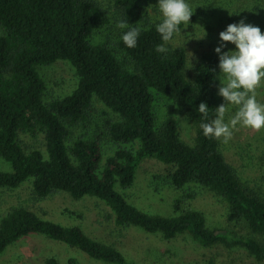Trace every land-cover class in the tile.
I'll list each match as a JSON object with an SVG mask.
<instances>
[{
  "label": "trees",
  "instance_id": "trees-1",
  "mask_svg": "<svg viewBox=\"0 0 264 264\" xmlns=\"http://www.w3.org/2000/svg\"><path fill=\"white\" fill-rule=\"evenodd\" d=\"M213 1L186 3L203 5L201 15L214 18L217 8L208 7ZM220 1L233 5L239 1L237 9L247 21L264 14V0ZM112 2L113 6L98 0H0V157L12 169L0 171V192L14 193L32 181V188L28 186L37 202L58 192L75 200L94 197L109 207L118 228H134L168 242L186 236L204 249L241 250L264 263V156L257 158L259 175L249 177L227 161L222 138H208L200 128L202 122L215 118V108L220 106L216 48L199 43L190 55L174 43L179 32L163 42L156 31L163 19L159 0ZM112 7L117 21L141 28L135 47L122 41L126 29L114 31L113 26L98 41ZM218 17L220 24L227 19ZM162 43L168 51L156 52ZM191 59L194 64L189 69ZM58 61L73 67L77 84L69 95L46 101V84L38 68ZM260 92L264 98V89ZM156 95L186 114L195 131L192 145L180 139L174 118L158 123ZM95 100L116 119L106 123L102 135L75 137L72 128L85 127ZM201 102L209 107L207 119L198 112ZM38 134L44 151L24 145L23 135L36 138ZM104 136L115 146L108 156L103 151ZM145 159L173 166L165 183L183 192L174 201L175 215L144 212L116 190V186L121 191L133 187ZM246 165L253 171L254 166ZM204 190L225 202L227 221L245 233L207 225L205 214L192 205L198 191ZM30 234L66 244L102 264H137L114 245L88 236L81 227L43 219L23 205L11 207L0 217V254ZM43 264L61 263L52 256ZM68 264L78 261L70 259Z\"/></svg>",
  "mask_w": 264,
  "mask_h": 264
},
{
  "label": "rangeland",
  "instance_id": "rangeland-1",
  "mask_svg": "<svg viewBox=\"0 0 264 264\" xmlns=\"http://www.w3.org/2000/svg\"><path fill=\"white\" fill-rule=\"evenodd\" d=\"M105 5H112V0H98ZM196 2V0H194ZM234 5L231 3L214 0L209 8L216 9L217 13L214 18L203 17L201 14L204 10L203 5L195 7L191 5L192 16L190 21L180 25L179 33L175 39V44L183 46L188 50L190 55L195 51L199 43L220 46L221 31L226 30L227 26L232 23H239L245 20L258 26L264 34V14L258 19H248L241 16L238 11L239 1ZM194 4V3H192ZM113 6V5H112ZM221 8V9H219ZM107 13L109 23L100 30L102 36H97L98 41L101 37L107 36L110 26L114 31L120 29L117 27V12L114 7L110 8ZM197 11V12H196ZM116 13V14H115ZM219 15L227 16V19L219 20ZM115 16L116 19H115ZM194 16V18H192ZM99 33V34H100ZM117 34V33H116ZM104 38V40H105ZM224 51L235 50V45L227 43ZM194 64V59L189 62V69ZM38 73L46 84L45 100L52 101L69 95L76 87L77 77L73 67L63 61H58L51 66L39 67ZM216 91V100L218 104L226 103L224 98L218 95ZM264 81L254 89L258 103L262 104V93ZM154 109L158 123L166 117L174 118L179 125L180 139L187 145H192L195 139V131L192 123L186 114L170 100L163 96L156 95ZM237 106L227 105L225 122L237 111ZM116 116L99 101L95 100L93 107L89 112L88 120L81 126L73 127L74 136L78 137L83 134L102 135L105 132L104 126L110 120H115ZM231 139L224 143V154L227 161L237 167L243 174L249 177L259 175L260 164L257 162L259 156H264V127L253 129L237 125L232 130ZM24 145L28 148L37 147L44 151L43 140L38 134L36 138L29 135L22 136ZM104 155H111L115 146L111 144L106 136L103 137ZM248 156H252L249 158ZM254 166L253 171L246 164ZM256 163V165H255ZM11 165L0 157V171L10 172ZM173 171V166L166 165L156 159H145L138 167L135 182L132 188L119 191L127 201L139 208L140 210L156 215L173 216L174 201L183 195V192L168 187L165 179ZM264 172V168L261 170ZM27 185V186H25ZM32 188V181L26 182L22 188L14 193L0 192V217L13 206L23 205L30 206L43 219L53 221L63 226H79L90 237L102 242L112 244L122 251L124 255L137 264H264L258 263L250 257L245 251H230L226 248L215 247L204 249L192 241L189 237L181 236L174 241H165L159 236L146 234L137 229H121L115 226L111 211L102 201L86 196L80 200H75L66 193L58 192L50 198L37 202L34 201L29 186ZM193 207L202 211L210 228H227L236 232H246L239 226H233L226 219L227 206L219 197L209 191H198V196L192 201ZM73 212L69 215L65 211ZM56 257L61 264H68L70 259H75L78 264H102L93 261L87 255L77 249L71 248L66 244L56 242L41 234H30L21 238L0 254V264H43L44 260L49 257Z\"/></svg>",
  "mask_w": 264,
  "mask_h": 264
},
{
  "label": "clouds",
  "instance_id": "clouds-1",
  "mask_svg": "<svg viewBox=\"0 0 264 264\" xmlns=\"http://www.w3.org/2000/svg\"><path fill=\"white\" fill-rule=\"evenodd\" d=\"M163 19L156 25V31L162 41L169 42L180 30L182 23L190 21L192 11L186 0H159ZM117 27L124 31L121 39L124 44L133 48L137 44L141 32L139 26H130L126 21H119ZM220 46L215 52L219 55L220 86L218 95L226 103L216 107V115L209 122H202L200 128L208 138L223 139L227 143L237 125L261 129L264 127V104L258 103L254 89L264 78V34L258 26L246 23L245 20L229 24L226 30L219 33ZM235 45V50L224 51L227 43ZM156 52L165 53L168 49L164 43L156 46ZM237 106V111L225 122L227 105ZM209 107L201 102L199 114L208 117Z\"/></svg>",
  "mask_w": 264,
  "mask_h": 264
}]
</instances>
